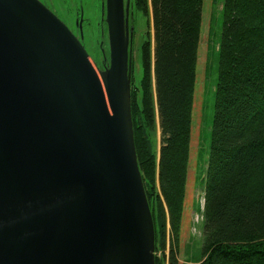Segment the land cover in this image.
<instances>
[{
    "label": "water",
    "instance_id": "water-1",
    "mask_svg": "<svg viewBox=\"0 0 264 264\" xmlns=\"http://www.w3.org/2000/svg\"><path fill=\"white\" fill-rule=\"evenodd\" d=\"M130 5L106 0L102 69L39 0H0V264H156Z\"/></svg>",
    "mask_w": 264,
    "mask_h": 264
},
{
    "label": "trees",
    "instance_id": "trees-1",
    "mask_svg": "<svg viewBox=\"0 0 264 264\" xmlns=\"http://www.w3.org/2000/svg\"><path fill=\"white\" fill-rule=\"evenodd\" d=\"M136 1L148 8L146 0ZM149 5L153 46L143 48L141 99L131 90L135 147L155 225V253L151 198L158 182V222L163 228L165 205L174 235L170 263L177 264L204 0ZM223 17L201 264H264V0H224ZM155 119L158 155L149 133Z\"/></svg>",
    "mask_w": 264,
    "mask_h": 264
},
{
    "label": "rangeland",
    "instance_id": "rangeland-1",
    "mask_svg": "<svg viewBox=\"0 0 264 264\" xmlns=\"http://www.w3.org/2000/svg\"><path fill=\"white\" fill-rule=\"evenodd\" d=\"M52 11L81 41L90 57L100 66H108L109 42L106 24L102 23V0H39ZM131 19L134 24L132 43V92L140 100L142 93V62L144 46H153L152 10L149 0L144 10L136 0H131ZM224 0H204L203 25L193 101L190 160L184 211L176 248L177 264H201L204 243V198L209 146L218 77ZM149 50V51H150ZM146 53V51H145ZM150 137L158 155L161 132L154 120ZM151 207L157 219L156 264H171L170 250L174 243L166 206L164 226L158 222V182L153 188Z\"/></svg>",
    "mask_w": 264,
    "mask_h": 264
},
{
    "label": "flooded vegetation",
    "instance_id": "flooded-vegetation-1",
    "mask_svg": "<svg viewBox=\"0 0 264 264\" xmlns=\"http://www.w3.org/2000/svg\"><path fill=\"white\" fill-rule=\"evenodd\" d=\"M131 5H130V10H131ZM105 18H106V0H102V23H104V24H106ZM106 26H107V24H106ZM129 27L130 28L134 27L133 21L131 19V13H129ZM133 39H134V36H133Z\"/></svg>",
    "mask_w": 264,
    "mask_h": 264
}]
</instances>
